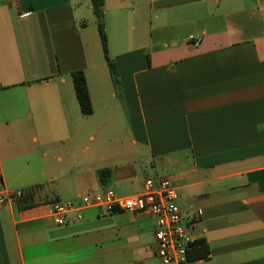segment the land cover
Instances as JSON below:
<instances>
[{"label": "crops", "instance_id": "crops-1", "mask_svg": "<svg viewBox=\"0 0 264 264\" xmlns=\"http://www.w3.org/2000/svg\"><path fill=\"white\" fill-rule=\"evenodd\" d=\"M89 21L90 0L0 1V175L30 195L0 208V264H161L149 215H51L148 177L205 241L192 264H264V0H104L118 85Z\"/></svg>", "mask_w": 264, "mask_h": 264}, {"label": "built area", "instance_id": "built-area-1", "mask_svg": "<svg viewBox=\"0 0 264 264\" xmlns=\"http://www.w3.org/2000/svg\"><path fill=\"white\" fill-rule=\"evenodd\" d=\"M2 1V0H0ZM15 1V0H6ZM22 190L10 192L0 175V208L23 196ZM178 191L167 177H148L141 193L118 195L106 188L80 196V202L54 201L51 215L56 224H64L70 212L86 207H100L106 213L124 211L142 213L155 220V251L161 264H192V245L196 242L193 226L186 224L178 204ZM81 218V214L77 215Z\"/></svg>", "mask_w": 264, "mask_h": 264}, {"label": "trees", "instance_id": "trees-1", "mask_svg": "<svg viewBox=\"0 0 264 264\" xmlns=\"http://www.w3.org/2000/svg\"><path fill=\"white\" fill-rule=\"evenodd\" d=\"M92 5L93 14L95 17V22L98 28V32L100 35L102 49L108 66L110 68V72L114 83L116 85L119 84L118 81V71L115 62L110 59L108 53V45H107V35L104 24V0H90ZM72 80L74 84V89L76 93V97L79 102L80 110L83 116H89L93 113L92 100L90 96V92L88 89L87 79L85 72L83 70H75L72 72ZM108 171H101V175L107 173ZM30 194V193H28ZM27 197L23 199V196L18 200L22 203L23 200H27L30 198V195H26ZM192 259L204 258L208 255L209 250L204 240H196V242L192 245Z\"/></svg>", "mask_w": 264, "mask_h": 264}, {"label": "rangeland", "instance_id": "rangeland-1", "mask_svg": "<svg viewBox=\"0 0 264 264\" xmlns=\"http://www.w3.org/2000/svg\"><path fill=\"white\" fill-rule=\"evenodd\" d=\"M91 16V13H90V15H89V18H91L90 17ZM90 23H89V27H91V29L93 30V32H94V35H96V37H99V35L97 36V25H96V22H95V17H94V22H91V21H89Z\"/></svg>", "mask_w": 264, "mask_h": 264}]
</instances>
